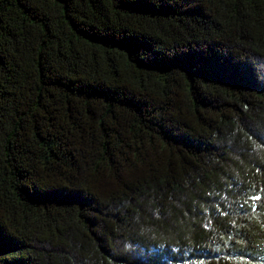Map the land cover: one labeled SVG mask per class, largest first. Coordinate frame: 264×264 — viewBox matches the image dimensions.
Here are the masks:
<instances>
[{
  "label": "trees",
  "instance_id": "obj_1",
  "mask_svg": "<svg viewBox=\"0 0 264 264\" xmlns=\"http://www.w3.org/2000/svg\"><path fill=\"white\" fill-rule=\"evenodd\" d=\"M0 264H264V0H0Z\"/></svg>",
  "mask_w": 264,
  "mask_h": 264
}]
</instances>
